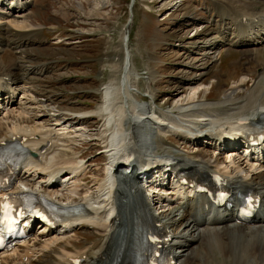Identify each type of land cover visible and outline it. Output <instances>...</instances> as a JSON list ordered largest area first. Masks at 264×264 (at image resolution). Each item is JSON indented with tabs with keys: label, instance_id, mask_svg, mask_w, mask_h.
<instances>
[{
	"label": "bare ground",
	"instance_id": "bare-ground-1",
	"mask_svg": "<svg viewBox=\"0 0 264 264\" xmlns=\"http://www.w3.org/2000/svg\"><path fill=\"white\" fill-rule=\"evenodd\" d=\"M32 1L0 0V51L10 46L19 55L12 73H0V146L26 138L23 144L33 154L19 169L14 188L17 192H23V187L45 190L80 213L56 227L42 224L40 233L11 252L1 253L0 264H78L77 259L81 264H130L136 256L138 264H149L152 247L138 238L149 227L164 231L168 238L165 248L183 264H264V156L247 160L242 147L237 146L240 137H236L244 127L263 123L264 63L257 70L248 69L257 72H246L244 79L247 66L240 68L230 93L219 87L225 95L222 102L211 99L209 88L214 83L206 82L212 77L217 84L218 79L208 74L216 67L214 61L221 59L225 46L241 50L248 63H257L249 61L247 53L258 58L264 51V0H207L217 7V15L220 9V19H188L196 29V39L189 44L197 46L184 52L183 69L188 74L180 79L185 85L176 92L175 107L170 110L154 100H135L130 82L129 28H125L124 77L120 80L115 76L105 83L100 89L99 108L84 111H62L52 97L46 101L39 97L41 86L31 84L53 67L48 61L35 66L23 63L25 48L43 41L40 36L45 34L43 24L31 22ZM92 1L91 9L104 8L105 0ZM83 5L78 1L79 9ZM251 76L255 86L250 88ZM243 87L246 99L239 105L232 96ZM222 103L228 104L227 111ZM99 116L102 124L92 141L101 145L107 162L104 180L99 185L95 181L98 186L93 190L81 182L92 168L79 146L90 137L87 123ZM237 126L240 131L234 137L225 131L226 127ZM172 134L193 141L196 149L159 153L155 139ZM228 141L236 143L226 145ZM206 147L216 154L203 151ZM121 152L125 156L119 157ZM164 156H173L178 160L175 166L194 180L211 182L221 175L233 192L229 204L247 190L257 191L263 196L261 213L252 224H240L231 208L211 210V197L209 201L204 194L193 196V191L186 188L191 183L182 186L186 191L179 195L176 187L181 184L174 179L167 181L165 168L158 175H150L153 184H160L148 188L141 176L150 168L162 166L160 157ZM3 196L0 193V204ZM82 230L88 231L87 239L91 234L94 239L80 242ZM205 257L210 258L206 261Z\"/></svg>",
	"mask_w": 264,
	"mask_h": 264
},
{
	"label": "rangeland",
	"instance_id": "rangeland-1",
	"mask_svg": "<svg viewBox=\"0 0 264 264\" xmlns=\"http://www.w3.org/2000/svg\"><path fill=\"white\" fill-rule=\"evenodd\" d=\"M78 1L84 2L82 9H79ZM130 1L105 0L104 8H98L97 11L90 8L92 0L32 1L30 8L34 13L30 15L31 22L43 24L45 34L40 36L43 41L25 48L27 53L23 56V63L25 66L42 65L44 61L53 63V67L38 77L36 83L31 82L35 86H41V89H38L40 98L46 101L52 97L62 111L98 109L102 99L100 89L115 76L120 80L124 77L126 46L122 34L128 27L129 51L132 56L130 82L133 83L135 100L137 98L141 103L154 100L153 102L165 110L175 107L176 92L181 85H185L180 79L188 74L183 69L184 52L190 47L191 50H195L197 46L189 44L196 39V29L188 24V19L194 17L210 21L213 18L216 21L220 19V9L217 15V7L208 4L207 0H135L134 16L129 23ZM200 30L201 28L198 31ZM59 36H62L61 41ZM228 48L230 47L225 46L221 51V59L214 61L216 67L208 74L218 79L217 84L216 79L207 76L209 80L206 81L207 84L214 83V87L209 89L211 99L216 102H222L225 98V95H221L222 90L226 94L231 92L234 85L233 77H237L240 68L247 66L241 78L244 79L246 72L255 74L264 63V51L258 58L247 53L249 61L257 62L248 63L246 54L244 55L241 50ZM1 49L0 73H12L19 55L15 54L10 46ZM253 67L256 70L247 71ZM251 77L250 88L252 85L255 86V80L253 76ZM240 80L237 82L240 83ZM219 87L222 90H219ZM244 90L243 87L237 90V95L232 96L235 103L242 105L246 99ZM227 105L222 103L220 106L227 111ZM101 124L100 116L89 120L87 126L90 137L85 139L86 144L79 146L92 168L89 176L84 175L81 182L87 183L93 190L104 180V165L106 166L107 162L105 154L101 153V145L92 141L97 136L95 133L99 132L97 128ZM162 133L169 134L163 131ZM155 140L154 147L159 153L164 152L163 150L193 152L196 149L193 141L180 140L176 134L163 135ZM202 149L212 152L211 148ZM41 230L37 227L34 232L40 233ZM80 235L82 243L90 242L95 237L91 234L92 236L87 239L86 230H82ZM90 247L92 248V245ZM198 251L200 252L198 258L202 261L203 251L200 247ZM205 258L208 261L210 257Z\"/></svg>",
	"mask_w": 264,
	"mask_h": 264
},
{
	"label": "water",
	"instance_id": "water-1",
	"mask_svg": "<svg viewBox=\"0 0 264 264\" xmlns=\"http://www.w3.org/2000/svg\"><path fill=\"white\" fill-rule=\"evenodd\" d=\"M134 2H135V0H131V4H130V13H131V15H132V7L134 5Z\"/></svg>",
	"mask_w": 264,
	"mask_h": 264
}]
</instances>
